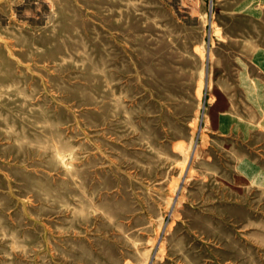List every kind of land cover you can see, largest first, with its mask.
<instances>
[{
	"label": "rangeland",
	"instance_id": "1",
	"mask_svg": "<svg viewBox=\"0 0 264 264\" xmlns=\"http://www.w3.org/2000/svg\"><path fill=\"white\" fill-rule=\"evenodd\" d=\"M263 51L264 0H0V264H264Z\"/></svg>",
	"mask_w": 264,
	"mask_h": 264
},
{
	"label": "crops",
	"instance_id": "2",
	"mask_svg": "<svg viewBox=\"0 0 264 264\" xmlns=\"http://www.w3.org/2000/svg\"><path fill=\"white\" fill-rule=\"evenodd\" d=\"M260 61L264 67V51L260 54ZM249 102L253 105L254 109L259 115L264 116V92L255 91L254 88H248ZM231 108L234 107V98L229 97ZM232 112V111H231ZM242 121V122H241ZM220 130L223 132H229L234 128L238 130L243 129L247 133H251L255 130L264 131V118L263 119H241L240 114L234 113H223L220 116ZM238 170L240 175L245 179L248 185H255L259 187L264 185V169L258 164V162L250 157L242 158L238 163Z\"/></svg>",
	"mask_w": 264,
	"mask_h": 264
}]
</instances>
